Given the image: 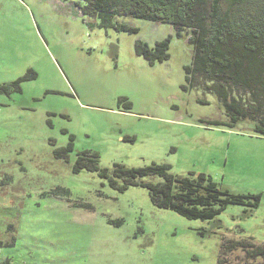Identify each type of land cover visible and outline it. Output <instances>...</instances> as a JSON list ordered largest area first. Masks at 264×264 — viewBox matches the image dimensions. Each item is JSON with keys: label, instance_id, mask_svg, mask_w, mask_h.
<instances>
[{"label": "rangeland", "instance_id": "1", "mask_svg": "<svg viewBox=\"0 0 264 264\" xmlns=\"http://www.w3.org/2000/svg\"><path fill=\"white\" fill-rule=\"evenodd\" d=\"M84 4L0 0V264H218L224 239L264 242V137L250 120L208 122L224 110L215 94L187 86L192 46L170 23L115 15L137 31L103 28ZM168 34L167 59L135 53L136 40L152 46ZM70 135L67 158L56 156ZM85 150L109 171L162 163L260 201L188 219L153 205L142 185L120 191L96 171L74 172ZM242 256L237 248L225 258Z\"/></svg>", "mask_w": 264, "mask_h": 264}, {"label": "trees", "instance_id": "2", "mask_svg": "<svg viewBox=\"0 0 264 264\" xmlns=\"http://www.w3.org/2000/svg\"><path fill=\"white\" fill-rule=\"evenodd\" d=\"M82 1L85 2L82 13L97 18L99 27L137 31L125 22L114 20L115 15L170 23L175 36L186 38L192 46L191 62L184 66L187 86L215 94L224 110V120L208 122L232 127L239 121L250 120L252 132L264 137V0ZM170 40V34L152 46L136 40L135 53L149 64L162 61L169 57ZM28 72L12 82L16 89H19L18 82L29 76ZM73 140L74 136L70 135L68 143L57 148L55 155L67 158L73 149ZM97 163L98 154L85 150L77 154L72 169L96 171L120 191L129 185H142L153 205L188 219H213L229 204L244 206L243 211H247L257 207L260 201L258 193H230L203 172L179 176L169 171V165L156 162L138 167L115 163L109 171ZM150 175H157L161 180H137ZM118 178L122 179L121 184ZM220 247L218 264H231L225 255L237 248L243 250V256L235 264H264V242L257 243L252 237L224 239Z\"/></svg>", "mask_w": 264, "mask_h": 264}]
</instances>
